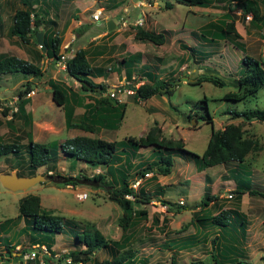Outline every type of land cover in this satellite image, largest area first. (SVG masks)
Listing matches in <instances>:
<instances>
[{
  "label": "rangeland",
  "instance_id": "obj_1",
  "mask_svg": "<svg viewBox=\"0 0 264 264\" xmlns=\"http://www.w3.org/2000/svg\"><path fill=\"white\" fill-rule=\"evenodd\" d=\"M217 1L231 6V13L236 17L234 27L240 35L242 49L227 37H219L215 40L216 43L208 46L204 40L192 34L191 30L196 33L204 31L209 36L208 29L211 30V26L208 21L216 22L214 23L216 26L218 19H223L224 10L219 6L204 8L205 6L172 1L171 6L167 8L164 0H0V52L25 57L38 64L43 72L41 76L18 71L1 76L0 141L17 140L26 143L29 137L37 142L61 141L78 132L76 118L82 109L83 102L89 97L80 94L75 97L70 125H64L63 107L50 98L51 90L47 78L51 76L61 80L75 90L79 82L78 80L73 81L64 72V68L55 65L52 59L46 60V56L40 54L41 48L35 43L34 34L31 35L30 40L25 42L8 33L11 12L17 7L26 6L35 12L34 14L40 18L41 22L53 20L50 27L61 37L59 42L61 52H72L77 46L85 45L92 65L110 66L111 70L106 76L107 88L120 86L125 82L119 60L121 56L127 55L124 50L133 49V47L142 49V56L135 62L131 71L136 85L140 80L141 63L160 67L156 71L158 76H164L166 71L172 70L175 77L168 80L169 87H172L169 94L155 93L143 101H136L130 96V91L114 93V97L125 101L123 117L114 128L96 126L91 135L119 140L128 134H143L149 126L156 125L161 128L160 132L163 136L181 138L187 149L190 148L200 153L205 147L211 129L210 122L206 119L207 111L214 129L221 128L227 122L238 123L246 135L257 138L259 142V148L249 151L240 163H216L199 169L190 159L174 157L171 171L167 174L156 173L155 178L151 177V171L140 177L136 175V179L130 180L134 188H142L148 194L152 192L156 194L147 202L133 201L129 194L121 197L120 201L110 199L107 195L108 187L99 186L96 181L77 182L76 185L54 183L45 175L44 167L39 166L35 172L43 173L45 179L35 182L26 189L10 190L0 184V221L17 214L16 207L19 197L33 193L39 196L40 205L44 209L63 217L91 223L103 233L106 239H117L123 231H131L130 242L138 248L137 254L143 257L145 264H168L172 252L181 261L187 262L189 258H195L201 260L198 264H209L212 262L209 252L213 250V243L210 240L217 232H220L217 237L220 242L230 241L243 249V257L238 264H264V196L257 193L250 194L244 190L237 198V193L233 191L234 178L248 177L251 181L250 187L264 192V120L247 121L240 117L231 118L228 112L231 109L244 107H262L264 83L242 99L221 98L224 91L237 88L236 80L223 69L235 71L244 52L264 59V26L250 20V13L241 14L240 3L243 0ZM254 1L262 11L264 0ZM139 8L150 14L151 18L149 19L146 13L147 18H142L140 23L133 22L136 18L135 12ZM97 9L101 10V16L108 11L122 14L126 19L125 24L118 31H115V27L110 32H106L101 37L105 39L104 41L98 37L91 38L99 28L93 21L95 19L91 17ZM125 10H129V14H125ZM134 23L155 30L169 27L174 31L171 35L169 34L168 41L163 43L161 48L150 42L139 44L140 41H136L130 35ZM220 28H223L222 22ZM118 32L120 35L113 39L115 33ZM174 37L178 38L174 40ZM178 40L186 47L179 46ZM188 45L204 48L210 51L209 55L195 54L193 58L189 53ZM97 47L102 48V56H91L89 52ZM163 47L166 53L170 52V55L162 54L163 58L155 60L151 53L160 51ZM199 72L218 74L224 83L219 85L205 80L191 83L189 77L193 78ZM92 79L96 81L97 77ZM23 82H29L31 85V89L24 94L27 100L25 107L30 118L29 120L21 118L9 120L10 111L16 101V93L22 89ZM91 94L93 96L95 93ZM203 95L207 98L205 106L200 105L199 100ZM195 101L198 104L193 106ZM20 149L21 155L26 158L24 146L22 145ZM149 153V150L142 149L131 159L134 162L149 160L151 159ZM12 162L11 156L0 155V172H15L16 167L12 165ZM230 169L233 171L231 172ZM77 170L91 176L98 171H103L104 167L90 166L79 161L72 164L59 159L47 173L59 172L64 175H73ZM206 176L209 177V181L206 180ZM207 182L210 193L217 197L215 202L202 205L199 200L204 184ZM77 191L85 194L78 197L76 196ZM158 198L168 199L175 204L187 207L175 211V204L168 207ZM122 204H132L144 211L139 217L133 218V223L123 231L117 222L122 214ZM199 206L206 208L210 214H214L219 208H235L244 213L247 220L246 229L242 233L232 227L219 231L214 226H200L196 222H191L192 210H197ZM164 218L167 219L166 226L162 229L166 231L160 229ZM22 225L23 220L19 219L9 223L3 234L0 232L1 255L6 254L3 245L4 237L16 243L15 249L24 250L22 254L19 251L12 252L11 256L7 255L9 259L0 260V264H27L29 258L36 256L42 260L40 264H64L63 261H56V258H60L63 253L72 248L70 233L62 231L53 235L55 242L50 248H46L44 253L35 249L38 252L30 257L27 255L30 249L28 242L23 236L24 232L20 231ZM189 233L193 234L195 240L181 248L170 249L161 242L162 238L167 236L189 235ZM89 256V259L84 262L79 261L78 264H94L96 260L109 258L111 252L105 249H95Z\"/></svg>",
  "mask_w": 264,
  "mask_h": 264
},
{
  "label": "trees",
  "instance_id": "obj_2",
  "mask_svg": "<svg viewBox=\"0 0 264 264\" xmlns=\"http://www.w3.org/2000/svg\"><path fill=\"white\" fill-rule=\"evenodd\" d=\"M24 1V0H21ZM45 1V0H40ZM172 1L182 2L185 4H193L199 6H221L225 11L223 12V19H218L217 28L214 23L209 22L208 29L209 36L204 31L196 33L191 30L192 34L199 39L204 40L208 46L216 43L217 38L227 37L232 43L240 49L243 44L239 40V33L234 27V14L231 13V6L225 5L220 1L213 0H164L165 7H170ZM231 3V2H230ZM241 14L250 13V20L264 26V9L261 11L254 0H243L240 3ZM35 12L26 8V6L17 7L11 12V22L8 25V33L15 35L20 41L27 42L31 35L42 31V41L44 48L41 46L40 54L46 57H51L54 61L58 59L60 54L61 41L60 35L56 34L50 25L53 20L41 22ZM221 22L223 28L221 27ZM133 30V37L141 41H149L152 44L161 43L165 39V31H154L147 29L135 23ZM186 47L184 44H181ZM189 53L194 58L195 54L198 56L209 55L210 51L204 48L193 47L188 45ZM139 52H133L128 56H123L120 60L122 65H125L124 79L125 82L122 87L131 90L130 96L136 101H143L151 97L155 93L165 92L171 93L172 87H169L168 80L174 78L172 72L169 71L167 76L158 77L155 72L149 69L141 70L145 79L140 81L137 85L131 78V66L133 60L139 57ZM196 59V58H195ZM237 69L229 72L230 76L236 80V90H226L221 95L224 99H242L246 94H250L257 90L264 83V59L248 55L246 52L239 59ZM241 63V65H240ZM240 66V67H239ZM64 72L79 81L80 92H87V101L82 104V112L77 118L76 127L79 131L73 135L67 136L61 141L50 140V142H37L28 138L26 143H21L17 140L0 141V155H8L13 158L12 165L16 167L15 173L17 175H31L36 173L39 166L44 167V173L51 178L52 182L57 184H71L76 185L77 182L96 181L99 186L108 187L107 195L110 199L120 201L121 197L129 194L133 201L147 202L155 192L149 193L143 191L142 188H134L131 181L144 175L145 172L151 171V177L155 178L156 173L167 174L171 171V166L174 157L183 159H190L194 165L202 169L204 167L212 166L216 163L237 162L240 163L244 156L249 152L259 148L257 138L246 135L242 127L238 123L227 122L221 128L214 129L212 127V120L207 113V121L210 122V133L207 138L205 147L198 153L196 151L187 149L181 138L165 137L160 132V127L156 125L149 126L148 129L139 135L128 134L119 140H109L93 136L91 133L96 126L114 128L117 126L120 119L123 117L125 111V101L117 99L108 94L106 83L101 81H93L92 76L105 75V69L102 66H93L90 64L86 55L85 48L78 46L73 49L72 54L67 56L64 60ZM25 72L34 76H41L43 72L40 66L33 61L19 57L11 53L0 52V78L3 74L11 72ZM210 81L213 84H223L224 81L218 74L209 72H199L193 78L189 77L191 83L200 81ZM137 82V81H136ZM47 83L51 90L50 98L58 105L63 107L64 125H70L73 112V102L77 97V91L71 89L63 81L57 80L49 76ZM22 89L16 93V101L13 109L10 111L9 120L14 118L28 119L29 112L25 109L27 102L24 97L25 93L31 89L29 82L21 84ZM90 92H94L92 96ZM206 97L203 95L199 100L200 105H206ZM195 101L193 106L197 105ZM11 107V106H10ZM230 117H240L241 119L264 120V104L262 107H249L242 109L228 110ZM189 114V113H188ZM187 114V115H188ZM74 121V120H73ZM24 146L26 158L21 155L20 147ZM148 149V154L151 159H143L137 162L132 161V156L139 150ZM59 159L68 161L69 163H84L90 166H103V171H98L91 176H87L84 172L78 171L71 175H64L59 172L47 173L55 162ZM232 172L233 169H230ZM209 181V177H205ZM251 186V181L248 177L241 179L234 178V192L239 194L247 191L248 193H257L264 196L263 191H258ZM217 195L211 194L208 182L204 184V189L200 197V203L207 205L208 202H215ZM162 204H167L169 207L174 202L158 198ZM187 206L175 204V211ZM17 214L11 217H5L0 221V232L3 234L5 228L9 223L16 222L19 219L23 220V225L20 231L24 232V237L28 245L37 243L45 245L50 248L55 242L54 236L62 231L70 233L72 248L61 257L56 258V261H65L64 264H78L79 261H86L90 258V254L95 249H105L111 252L109 258L96 260L94 264H145L143 257L138 256V248L130 242L132 237L131 231L125 230L129 224L133 223L135 218L144 213L142 209H138L132 204H122V214L118 217V225L122 229L121 236L117 239H106L103 233L91 223L80 222L73 218L63 217L60 214L52 213L50 210L44 209L39 202V196L33 193H27L18 198ZM191 222H196L200 226H214L219 231H224L228 227L236 228L240 233L244 232L247 225V220L244 213L235 208H219L214 214L206 208L198 207L197 210H192ZM134 218V219H133ZM166 218L160 227L166 226ZM163 231H166L165 229ZM211 238L213 243V250L209 252L212 262L209 264H238L243 257V249L230 241L217 240L218 234ZM3 240L4 251L6 254H0V260H8V256L12 252H22L23 249H15L16 243L9 239ZM193 234H180L177 236H167L162 238V243L167 245L170 249L175 247H183L193 243ZM18 243V242H17ZM38 252V250L36 251ZM69 257V261H66ZM39 258H29L27 264L38 262ZM201 260L189 258V261L178 260L175 253L172 252L169 257L168 264H198Z\"/></svg>",
  "mask_w": 264,
  "mask_h": 264
},
{
  "label": "crops",
  "instance_id": "obj_3",
  "mask_svg": "<svg viewBox=\"0 0 264 264\" xmlns=\"http://www.w3.org/2000/svg\"><path fill=\"white\" fill-rule=\"evenodd\" d=\"M231 3H233V2H231ZM210 7H214V6H210ZM220 8H221V6H219ZM168 8V7H167ZM204 8H206V6L204 7ZM101 9V8H100ZM221 9H223L224 11H225V9L224 8H221ZM146 13L147 12H145L142 8H139L138 10H136V12H135V16H136V18L133 20V22H135V21H137V18H140V20L142 19V18H147L146 17ZM125 14H129V10H125ZM148 14V13H147ZM150 14H148V16H149ZM112 17H116L117 18V20H115L114 22H115V25H114V27L113 28H115L116 27V30L115 31H118L124 24H125V21H126V19L125 18H123V16H122V14H119V13H116V12H112V13H109L108 11L107 12H105V14H102V16L99 14V18L98 19H95V20H93L94 21V23H95V25H98L99 26V28L95 31V33L91 36V38H95V37H98V38H100V40H102V41H104L105 39L104 38H101L103 35H105V33L106 32H110L111 30H109V29H107L106 28V24H105V21H106V19H108V18H112ZM149 19L151 18V16H149L148 17ZM235 19H236V17H235ZM234 19V20H235ZM132 22V23H133ZM209 22H211V21H208V23ZM135 24V23H134ZM101 25H103V26H101ZM101 26V27H100ZM141 26H143V25H141ZM143 27H145V28H147V29H151V30H154V31H161V30H164L165 31V39L163 40V41H161V43H158V44H155V45H157L158 47H160L163 43H166V41H168V37L171 35V33H172V31H174L173 29H170L169 27H163V28H161V30H157V28H156V30L155 29H152V28H149L148 26H143ZM112 28V29H113ZM132 29L134 30V26H132ZM114 31V32H115ZM170 34V35H169ZM118 35H120V33L118 32V33H115V35H114V37H113V39H116L117 38V36ZM131 36L133 35V31H132V33L130 34ZM175 35V34H174ZM132 38H134L133 36H132ZM178 37H174V40L175 39H177ZM136 41H140V43L139 44H144L145 42H149V41H141V40H137L136 38H134ZM170 40V39H169ZM106 42H108V40H106ZM95 43V42H94ZM93 43V44H94ZM151 43V42H150ZM152 44V43H151ZM179 46H181V47H183L181 44V41H179L178 40V43H177ZM154 45V44H153ZM78 47V46H77ZM76 47V48H77ZM82 48H85V45H82ZM161 48V47H160ZM160 48H158V50H160ZM188 49H189V47H188ZM85 50H86V55H87V57H88V51H87V49L85 48ZM139 52L140 53V55H139V57L137 58V60H136V58L133 60V64H132V66H131V69L133 70V65L135 64V62H137L138 60H139V58L142 56V49L141 48H139V49H136V48H134L133 47V49H126V50H124V52H127V55H125V57L126 56H128L129 54H132L133 52ZM157 51V50H156ZM69 54H71V52H69V51H67ZM90 54H91V56H93V55H98V56H102V48L101 47H97V48H95V49H92L90 52H89ZM162 54H166V55H170V52H168V53H166V51H164V47H163V49L162 50H160V51H157V52H152L151 53V55L154 57V59L155 60H160L161 58H163V55ZM172 54H173V52H172ZM124 56V55H123ZM123 56H121V58L123 57ZM49 57H46V60L48 59ZM121 58H120V60H121ZM51 59V58H50ZM49 59V60H50ZM53 60V59H52ZM120 60H119V63H120ZM54 63H55V65H59V66H61L60 64H58L57 63V61H53ZM90 62V61H89ZM91 64V63H90ZM92 65V64H91ZM93 66H102V67H104V69H105V75H95V76H92L91 78H93V77H97V80L96 81H101V82H103V83H106V79H107V74H109L108 72L111 70V68H110V66H108V65H101V64H96V65H93ZM120 66L123 68V70L125 69V65H122L121 63H120ZM155 66V67H154ZM161 66H163V65H161ZM63 66H61V68H62ZM155 68V69H154ZM158 68H160V67H157L156 65H153L152 66V64H149V65H144V63H141L140 64V70H139V72H141V70H143V69H149V70H152V72H155L156 74H157V69ZM163 68V67H162ZM123 70H122V72H123ZM131 70V71H132ZM130 71V72H131ZM170 72L172 71V70H169ZM169 71H166V74H168L169 73ZM14 72H17V71H14ZM164 74V73H163ZM166 74H164V76H167ZM172 75H173V73H172ZM157 76H158V74H157ZM160 76H163V75H160ZM160 76H158V77H160ZM123 78H124V72H123ZM131 78L133 79V74H132V72H131ZM1 79V78H0ZM145 79V77H144V75H142V72H141V75H140V80H139V82L140 81H142V80H144ZM72 80L73 81H77V80H75V79H73L72 78ZM93 80V79H92ZM94 81V80H93ZM95 81V82H96ZM137 81V80H136ZM79 82V81H78ZM73 90H75V89H73ZM105 90H107V83H106V89ZM76 91L78 92L77 94L79 95H85L86 96V93L87 92H83V91H81L80 92V90H79V83H78V87H77V89H76ZM90 93H92V92H90ZM156 94H158V93H156ZM78 95H77V97H78ZM95 95V94H94ZM154 95V94H153ZM88 99V98H87ZM87 99H85V101H87ZM117 99H119V98H117ZM76 101V100H75ZM58 105V104H57ZM60 106H62V105H60ZM25 109H26V107H25ZM82 109H83V107H82ZM82 109H81V111H79V113H78V115H77V118L78 117H80V114H81V112H82ZM76 118V119H77ZM74 119V118H73ZM77 131H79V129L77 128ZM148 150V149H147ZM2 172H5V171H2Z\"/></svg>",
  "mask_w": 264,
  "mask_h": 264
},
{
  "label": "water",
  "instance_id": "obj_4",
  "mask_svg": "<svg viewBox=\"0 0 264 264\" xmlns=\"http://www.w3.org/2000/svg\"><path fill=\"white\" fill-rule=\"evenodd\" d=\"M116 17L108 18L105 21L106 28L111 30L115 25ZM42 41V31H37L35 33V43L39 44L44 48ZM191 78V77H190ZM45 179V175L41 172H36L31 175H17L14 171L11 172H0V184L10 190L26 189L27 187L33 185L37 181Z\"/></svg>",
  "mask_w": 264,
  "mask_h": 264
},
{
  "label": "built area",
  "instance_id": "obj_5",
  "mask_svg": "<svg viewBox=\"0 0 264 264\" xmlns=\"http://www.w3.org/2000/svg\"><path fill=\"white\" fill-rule=\"evenodd\" d=\"M99 13H100V9H97V10H95V12H93V13L91 14V17H93L94 19H97V18H98L97 15H98ZM137 22H138V23L141 22V21H140V18H138ZM65 57H66V54H64V53H60L59 58H58V60H57V63L63 65V61H64V58H65ZM121 91H123V92H125V91H128V92H129V91H130V92H131L130 89H128V88H126V87H122V84H121L120 86H113V87H111V88H107V92H108V94L111 95V96H114V93H119V92H121ZM84 194H85V193L81 194V192H78V191H77L76 196L80 197V196H82V195H84ZM126 195H128V194H126ZM29 248H30V249H29V251L27 252V255H29L30 257L35 256V252H36L35 249H39L41 253H44V251H46V247H45V245H43V244H39V245H38L37 243H35V244H32ZM25 256H26V254H25ZM66 261H69V257H66ZM40 263H42V260H41V259L38 260V264H40Z\"/></svg>",
  "mask_w": 264,
  "mask_h": 264
},
{
  "label": "clouds",
  "instance_id": "obj_6",
  "mask_svg": "<svg viewBox=\"0 0 264 264\" xmlns=\"http://www.w3.org/2000/svg\"><path fill=\"white\" fill-rule=\"evenodd\" d=\"M99 14H101V10H100V13H99ZM99 14L97 15L98 18H99ZM98 18H97V19H98ZM93 19H94V18H93ZM137 20H138V18H137ZM140 21H141V20H140ZM38 45H39V44H38ZM40 47H41V46H40ZM72 51H73V50H72ZM70 52H71V51H70ZM60 53H64V54H66V57L72 54V52H71V54H69L68 52L66 53V52H61V51H60ZM59 55H60V54H59ZM66 57H65V58H66ZM50 58H51V57H50ZM50 58H49V59H50ZM58 58H59V57H58ZM65 58H64V60H65ZM51 59H52V58H51ZM57 60H58V59H56L55 61H57ZM53 61H54V60H53ZM60 65H61V64H60ZM61 66H63V68H64V61H63V65H61ZM122 84H123V83H122ZM106 91H107V90H106ZM145 173H146V172H145ZM30 246H31V245H28V247H30ZM36 251H37V250H36ZM63 262L65 263V261H63ZM37 263H38V262H37Z\"/></svg>",
  "mask_w": 264,
  "mask_h": 264
}]
</instances>
